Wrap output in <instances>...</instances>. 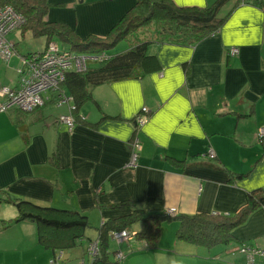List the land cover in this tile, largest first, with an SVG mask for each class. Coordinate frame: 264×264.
Here are the masks:
<instances>
[{"label": "crops", "instance_id": "crops-1", "mask_svg": "<svg viewBox=\"0 0 264 264\" xmlns=\"http://www.w3.org/2000/svg\"><path fill=\"white\" fill-rule=\"evenodd\" d=\"M47 1V14L55 19L46 15L44 19L67 24L82 39L106 37L137 3ZM173 1L207 6L216 0ZM235 3L228 2L224 11ZM16 33L8 36L13 44L20 38ZM233 47L239 49L237 54L231 53ZM126 49L128 44L119 52ZM149 52L162 68L93 87L92 98L79 107L83 121L72 129L59 116L71 113L74 105H59L58 92L44 95L41 119L17 108L0 112V264H49L55 254L63 263L64 251L56 249L54 254L41 245L32 221L5 227L17 216L19 200L79 210L99 227L96 221L130 213V208L111 207L127 200L158 212L175 208L178 214H234L246 205L249 192L264 189V154L257 139L264 126V9L242 2L216 33L203 40L187 46L153 43ZM11 59L15 64L11 60L7 65L18 70L22 60L16 55ZM5 78L0 86L19 85L18 77L12 82ZM142 114L146 121L137 125ZM136 138L141 148L131 164ZM228 145L249 150L243 159L237 158L239 164H231ZM210 149L216 152L215 159L207 156ZM230 172L248 174L232 179ZM168 230L157 246L173 254L165 239ZM95 237L87 230L80 240L76 255L82 260H87L90 238ZM233 237L231 243L215 248L225 253L224 261L234 264L245 255L242 246L264 245V207L252 211ZM194 249L188 246L187 252ZM238 264H246V258Z\"/></svg>", "mask_w": 264, "mask_h": 264}, {"label": "trees", "instance_id": "trees-1", "mask_svg": "<svg viewBox=\"0 0 264 264\" xmlns=\"http://www.w3.org/2000/svg\"><path fill=\"white\" fill-rule=\"evenodd\" d=\"M230 1L216 0L207 6H186L178 5L173 0H137V3L115 23L106 37L89 36L87 39L80 38L67 24L47 22L44 19L49 9L47 0H0V3L12 5L26 17V28L34 37H46L45 47L37 50L39 52L34 51L35 53H44L48 42L57 40L64 44L59 45L62 51L74 56L103 55L102 59L87 60L83 70L70 69L64 72L59 91L70 97L65 104L69 106L73 103L71 114L76 122H80L83 120L78 112L79 107L92 98L93 87L108 81L140 78L162 68L158 57L149 52L151 44H195L216 33L235 8L245 1L264 9V0H235V5L227 13L220 14ZM122 41L127 42L128 49L113 53ZM30 53L23 55L26 57ZM42 107L43 105L37 106L30 111L17 109L25 116L32 114L41 119L44 114ZM230 174L232 179H238L248 173ZM248 197L246 205L234 214L197 212L169 215L167 211L158 212L142 208L132 200L112 204V208H130L131 212L107 219L96 227L98 233L95 239L91 238L90 244L98 242L100 252L94 264H124L127 258V253L121 248L124 243L132 248L131 251L137 252L155 248L164 222L176 223V237L181 241L209 249L227 245L233 241L234 229L244 224L252 211L264 207L263 188L249 192ZM15 205L17 216L8 220L5 227L21 221H32L37 226L38 242L54 254L56 249L76 246L85 238L86 231L93 227L88 216L76 209L42 205L30 200H19ZM135 226L140 227L135 229ZM123 230L132 234L131 238L123 242L114 241L113 233ZM111 241L117 245L115 250H111ZM133 244L140 246L135 249ZM119 251L124 254L121 259L117 256ZM112 253L116 261L112 260ZM56 256L55 254L52 258Z\"/></svg>", "mask_w": 264, "mask_h": 264}, {"label": "built area", "instance_id": "built-area-1", "mask_svg": "<svg viewBox=\"0 0 264 264\" xmlns=\"http://www.w3.org/2000/svg\"><path fill=\"white\" fill-rule=\"evenodd\" d=\"M22 14H20L12 5L0 4V46L9 47L13 43L8 39V36L13 32L14 28L19 26L22 22ZM4 42H6L4 44ZM3 58L10 57L9 53L0 49ZM11 52V50H8ZM239 49L236 47L231 48L232 54H237ZM42 54H36L34 57L24 58L22 60V66L18 69L21 73L19 77L18 86H0V112L9 111L12 108H20L24 111L33 110L37 106H41L45 102L44 94L48 91L58 92V104L63 105L70 100L64 92H60V84L64 80V72L66 70L74 69L77 71L83 70L86 67L88 59H102L103 55L92 56L89 54H82L80 56H74L68 54L60 49L59 43L54 41L51 43L49 50L43 56ZM42 67V70L39 68ZM17 70V72H18ZM18 72V73H19ZM147 108H143V112H146ZM59 120L66 124L69 129H72L75 125V117L71 113L62 114L59 116ZM146 121V115H139L137 118V125H143ZM258 134L264 136V126L259 128ZM134 153L132 156L131 164H135L138 158V150L141 148L139 138L133 141ZM209 158L216 157V152L210 149L207 152ZM177 212L175 208L169 209L167 213L173 215ZM122 235H127V239H130L132 234L126 230L120 231ZM98 242H92L89 246V254L92 253V246H98ZM240 252L245 254L249 260L248 264H264V245L262 246H242ZM118 259L124 257V254L119 251L117 253ZM50 264H60L57 257L50 260ZM82 264H86L84 259ZM89 264H93L92 257H90Z\"/></svg>", "mask_w": 264, "mask_h": 264}, {"label": "rangeland", "instance_id": "rangeland-1", "mask_svg": "<svg viewBox=\"0 0 264 264\" xmlns=\"http://www.w3.org/2000/svg\"><path fill=\"white\" fill-rule=\"evenodd\" d=\"M2 4V3H0ZM2 5H7V4H2ZM226 11H221L220 14H225ZM23 16V15H22ZM46 16L49 17V19L54 20L55 18H52V16H48V14L46 13ZM57 11L55 13V17H57ZM22 22L19 26L15 27L13 31H19V33H16L20 36L18 44H12L10 45L8 48L3 46H0V49L2 48L3 51H6L7 53L10 54V56H15L19 58V60H23L24 58H30V57H34L37 53L39 52L37 50H42L46 44V39L45 37H34L30 32L29 29L26 28L27 26V20L26 17H22L21 18ZM15 33V32H14ZM54 41L51 40L50 42H48L47 45V49L46 51L43 53V55L45 53H47V51L49 50V47L51 46V43H53ZM6 42H4L5 44ZM18 47V48H17ZM127 47V43L124 41L122 42L117 49H115V51L113 50V52H119L120 50L124 49ZM19 49V50H18ZM8 50H11V52H9ZM20 51V52H19ZM32 52V53H30ZM26 53H30L28 56H24L23 54ZM0 54H2V51H0ZM42 55V56H43ZM14 58V57H13ZM13 60L10 57H7L6 59L3 58L0 55V83L3 80L7 79L5 77L8 76V81L12 82L13 79H17V82L19 81V77L21 75V71L18 70V72L16 71L17 69L14 68V66L12 67V65L10 64V66L7 65V63L9 64V62ZM88 60H93V59H88ZM14 61V60H13ZM22 62V61H21ZM13 64H15V61L13 62ZM18 74V76H17ZM16 81V80H15ZM5 86V85H2ZM6 86H11V85H6ZM46 94V93H45ZM44 94V95H45ZM17 111V110H16ZM19 112V111H17ZM257 139L260 140L258 141L259 144L262 145L263 148V154H264V136L257 134ZM229 146L230 152L229 155L232 158L231 160V164H239L238 159H243V156L247 155V152L249 150L247 149H242L241 147H238L237 145L233 146ZM216 158V157H215ZM215 158H211V159H215ZM96 223H99L101 225V220L96 221ZM93 225V224H92ZM99 225V226H100ZM174 226L173 222H164L162 224V228H161V232L164 233L165 231H167L168 233V227L170 228L171 233H169L165 239L166 241H168L171 245L172 249L174 252L173 254L169 253V252H165L163 250H160L159 247H155L154 249H152V251L150 250H140V251H131L132 248L128 247L127 245L122 244L121 248L127 253V258L124 261V264H224V263H228V264H234L232 261L226 260L224 261L223 258L225 256V253L223 251H219L218 248H206V247H199L195 244L192 243H188V242H184L181 241L179 239H177L176 237V233L174 228L172 227ZM175 226H177L175 224ZM98 226H93L92 228H90V230H88V234L89 237H92V235H97L98 233V229L96 228ZM120 232V231H118ZM115 232L113 233L112 237L113 240L116 242H123L126 241V239L129 237H127V235H122L121 233ZM161 233V235H162ZM91 239V238H90ZM80 242V241H79ZM177 242L181 243V246L177 244ZM142 243V242H139ZM188 244V246H190L192 249L196 248L194 250L197 251H193L191 252H187L188 250V246L185 245ZM135 247V249L139 248V244L135 246V244H133ZM115 246H117L115 244V242L111 241V250H115ZM75 247V248H74ZM72 248H64L61 249L64 251V255L63 257H61V261L63 262L62 264H82V258L78 257L76 255L77 251H80V243H78L76 246H74ZM92 253H88L87 255L90 257H92V261L94 264V261L96 260V257L98 256L99 252H100V246H92L91 248ZM201 250V253L203 254H199ZM61 251H59L60 253ZM88 252H89V248H88ZM188 253V254H187ZM205 253V254H204ZM184 254V255H181ZM86 255V263H89V257L87 258ZM202 255V256H201ZM218 255V256H216ZM112 260L116 261V257L114 255V253L111 254ZM207 257H209L207 259ZM246 258V264L249 263V260L247 259L246 255H243V257L238 258V263H244L245 258ZM220 262V263H219ZM49 264H50V260H49Z\"/></svg>", "mask_w": 264, "mask_h": 264}, {"label": "bare ground", "instance_id": "bare-ground-1", "mask_svg": "<svg viewBox=\"0 0 264 264\" xmlns=\"http://www.w3.org/2000/svg\"><path fill=\"white\" fill-rule=\"evenodd\" d=\"M42 69H43L42 67L39 68V70H42Z\"/></svg>", "mask_w": 264, "mask_h": 264}]
</instances>
